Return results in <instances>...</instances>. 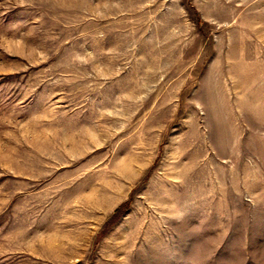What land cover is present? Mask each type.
Returning <instances> with one entry per match:
<instances>
[{
    "label": "rangeland",
    "instance_id": "374dc122",
    "mask_svg": "<svg viewBox=\"0 0 264 264\" xmlns=\"http://www.w3.org/2000/svg\"><path fill=\"white\" fill-rule=\"evenodd\" d=\"M0 264H264V0H0Z\"/></svg>",
    "mask_w": 264,
    "mask_h": 264
}]
</instances>
